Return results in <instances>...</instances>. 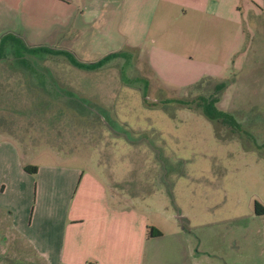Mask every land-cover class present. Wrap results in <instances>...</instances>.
Returning a JSON list of instances; mask_svg holds the SVG:
<instances>
[{
    "label": "rangeland",
    "instance_id": "obj_1",
    "mask_svg": "<svg viewBox=\"0 0 264 264\" xmlns=\"http://www.w3.org/2000/svg\"><path fill=\"white\" fill-rule=\"evenodd\" d=\"M179 1L195 10L146 0L147 21L136 0H95L83 17L54 0H0V37L18 39L1 66L28 77L8 82L21 91L11 109L35 125L0 105V205L13 223L94 213L102 192L130 220H179L197 264H264V0ZM59 50L83 64L118 56L87 70ZM216 79L229 82L211 107L235 126L194 107ZM2 214L0 264H37Z\"/></svg>",
    "mask_w": 264,
    "mask_h": 264
},
{
    "label": "crops",
    "instance_id": "obj_2",
    "mask_svg": "<svg viewBox=\"0 0 264 264\" xmlns=\"http://www.w3.org/2000/svg\"><path fill=\"white\" fill-rule=\"evenodd\" d=\"M50 1V0H49ZM53 1V0H52ZM65 7V11L73 7L79 16L88 12L94 13L95 0H76V5L72 6L69 0H54ZM139 8L143 10V18L149 21V16L146 19V12L141 7L145 5L146 0H136ZM162 1L161 7H171L181 18H185L187 9H194L193 5L179 0H152V6ZM158 7H154L152 11H156ZM137 11V10H136ZM158 11H161L158 8ZM135 13V12H134ZM3 15H0L2 18ZM135 22L139 23L142 14L138 12L133 15ZM129 19L128 16V21ZM3 21L0 19V22ZM127 21V26H128ZM154 22V18L152 19ZM151 24V23H150ZM147 25V22H146ZM148 28V27H147ZM9 33V32H6ZM14 36L3 35L0 40H5V43L0 44V105L7 103L9 106V114L13 117L20 118L24 125L31 128L32 125L28 118L24 116L21 110H15L11 106L19 104L21 91L17 92L14 87H7L8 82L28 79L23 73L18 71H7L1 65L5 58L13 56L14 47L11 39ZM6 38V39H5ZM20 40V39H19ZM21 43V41H20ZM2 48L6 51L3 52ZM29 50L26 55L34 54L33 47H28ZM45 49V48H44ZM33 52V53H32ZM46 53V52H45ZM114 53V52H108ZM106 53V54H108ZM105 55V54H104ZM103 56V55H102ZM118 56L114 53L104 63L110 65L111 59ZM100 58V57H99ZM47 57H44V63ZM103 63V64H104ZM103 66L96 68V70L103 69ZM36 68V67H35ZM14 69V68H13ZM38 72H43L46 79L51 84L52 71L45 68ZM38 70V69H37ZM36 71L32 72L34 75ZM31 74V73H30ZM49 77H48V76ZM17 85H15L16 87ZM47 92V90H43ZM59 94L60 92H56ZM15 99V100H14ZM16 102V103H15ZM0 110H2L0 106ZM61 111L57 110L54 117L49 114L50 120L55 122ZM20 116V117H19ZM40 117V116H38ZM46 118V116H45ZM11 122L8 120L6 128H10ZM35 122V121H34ZM40 122V121H39ZM3 120L0 118V129L3 128ZM40 122L39 124H42ZM26 166H33L25 164ZM24 165H21V167ZM23 171V170H22ZM36 171L34 166L33 174ZM29 173V172H27ZM101 191H104L100 187ZM2 186H0V193ZM100 192L99 194H101ZM95 201V212L86 213L84 216L70 213L72 208L67 209L64 220H59L58 223H52L50 220H27L21 227L15 222L13 223V209L6 205H0V213H3L7 220L8 230L17 235L19 241L25 242L29 245V251L32 258L37 264H197V256L194 245L192 244L191 234L183 227H179L174 220H130L126 218V214H130V209L120 208L115 210L111 208L105 197L98 196ZM104 198V200H103ZM125 200V198H123ZM122 209H124L122 211ZM120 214V215H119ZM119 215V216H118ZM11 217V218H10ZM118 217L119 220H116ZM147 227L151 228L152 234L146 235ZM154 230L157 233H154ZM27 231V232H26ZM52 232L55 235H52ZM42 243V246L40 245ZM51 242H53V247ZM27 245V246H28ZM43 248V250L40 248Z\"/></svg>",
    "mask_w": 264,
    "mask_h": 264
},
{
    "label": "trees",
    "instance_id": "obj_3",
    "mask_svg": "<svg viewBox=\"0 0 264 264\" xmlns=\"http://www.w3.org/2000/svg\"><path fill=\"white\" fill-rule=\"evenodd\" d=\"M42 50V52H46L44 48H39ZM52 54H59L61 56H63L68 62L72 63L73 65H78L83 67L84 69H90V70H95L96 68L100 67L109 57H112V55H114V53H108L105 54L103 56H101L100 58H98L97 60H95L92 63H88V64H83V63H77L75 61H72V58L69 55H66L63 53V51H56V52H49ZM206 79H210V77H205ZM201 80V79H200ZM229 81L227 79H216L213 80V84H211L209 86V93L207 95H201V94H197L195 95V100H194V107L198 108V112L201 113L204 117H206L210 122L212 121H218L221 124H233L235 126V122H232L229 118V115L216 111L211 107V102L215 101L216 97L218 96V91L224 87ZM195 84V83H194ZM193 86V85H192ZM193 88V87H192ZM174 102H177V100H172ZM188 105V104H187ZM21 169L24 172H29L32 173L34 166H22ZM252 209H253V213L255 214H261L263 213V209L262 207H259L255 202H253L252 205ZM154 233H157L154 230ZM152 231L150 227H147L146 229V235H151Z\"/></svg>",
    "mask_w": 264,
    "mask_h": 264
}]
</instances>
